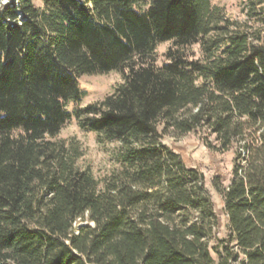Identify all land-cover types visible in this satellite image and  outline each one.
Returning <instances> with one entry per match:
<instances>
[{
  "label": "trees",
  "instance_id": "1",
  "mask_svg": "<svg viewBox=\"0 0 264 264\" xmlns=\"http://www.w3.org/2000/svg\"><path fill=\"white\" fill-rule=\"evenodd\" d=\"M3 1L0 264H264V34L210 0ZM167 42L177 51L157 67ZM195 44L203 60L180 52ZM115 71V91L75 113L100 143H120V169L98 180L77 143L52 139L79 79ZM169 130L235 148L229 184L213 181L226 238L203 173L162 142Z\"/></svg>",
  "mask_w": 264,
  "mask_h": 264
},
{
  "label": "rangeland",
  "instance_id": "2",
  "mask_svg": "<svg viewBox=\"0 0 264 264\" xmlns=\"http://www.w3.org/2000/svg\"><path fill=\"white\" fill-rule=\"evenodd\" d=\"M263 3L260 4V2ZM211 6L222 10L226 18L237 22L244 28H251V31H261L264 34V0H210ZM5 0L2 5L8 4ZM37 7H43L42 0H34ZM177 48L171 42L162 43L158 46L154 56L157 67L170 62L169 53H174ZM183 52L190 61H199L204 58V51L200 44H195L184 48ZM178 55V53H176ZM124 73L115 71L108 74L86 75L79 79V86L83 92V97L79 102H71L67 106V111L72 114V119L62 128L60 134L52 139L53 141H63L66 144L77 143L83 153L79 161L80 166L89 167L94 176L101 180L120 169L111 153L120 146L119 142H99L98 136L82 129L75 113L83 110L89 105L102 102L111 95L115 88L123 82ZM162 131V128H161ZM15 132L13 135H19ZM162 142L175 153L179 154L182 161L189 168H196L203 173L205 187L211 195L214 208L218 217L217 237L226 238L228 235V218L224 211L222 198L213 186L216 177L220 178L223 185L227 186L232 178L234 167L235 148L229 151L219 152L215 147L217 142L215 137L208 132L198 131L186 135L169 130L163 135ZM210 144L211 146H208ZM80 224L93 226L87 215L85 219H80L75 224L74 232L78 234ZM213 242L212 245H214Z\"/></svg>",
  "mask_w": 264,
  "mask_h": 264
},
{
  "label": "water",
  "instance_id": "3",
  "mask_svg": "<svg viewBox=\"0 0 264 264\" xmlns=\"http://www.w3.org/2000/svg\"><path fill=\"white\" fill-rule=\"evenodd\" d=\"M82 226H84L83 224H80L79 226H78V228H80V227H82Z\"/></svg>",
  "mask_w": 264,
  "mask_h": 264
}]
</instances>
